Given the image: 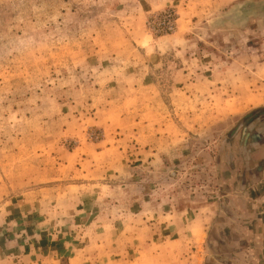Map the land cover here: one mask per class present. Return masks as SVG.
I'll return each mask as SVG.
<instances>
[{"label": "rangeland", "instance_id": "obj_1", "mask_svg": "<svg viewBox=\"0 0 264 264\" xmlns=\"http://www.w3.org/2000/svg\"><path fill=\"white\" fill-rule=\"evenodd\" d=\"M254 120L264 0H0V264L79 209L107 264H264Z\"/></svg>", "mask_w": 264, "mask_h": 264}, {"label": "crops", "instance_id": "obj_2", "mask_svg": "<svg viewBox=\"0 0 264 264\" xmlns=\"http://www.w3.org/2000/svg\"><path fill=\"white\" fill-rule=\"evenodd\" d=\"M257 121L258 120H254L249 125L253 124L254 126ZM254 127V130L251 131L252 133H247L246 136L245 134L243 135L244 150L247 152V158L249 159L248 161L251 164L252 169L254 171L258 170L257 175L264 176V162L260 163L259 165H254L255 167L252 165L255 160H260L259 158H261L262 161L264 160V125L262 128H258V125ZM110 164L111 163L108 162L109 166H107V169H110ZM82 185L83 184L76 186L79 188ZM62 195L65 194H57L59 198H61L60 196ZM78 197L79 196L70 197L69 199L74 200L77 198V200H80ZM83 212L87 213L85 215L86 217H95V215L91 214V211L89 212V209H79L77 210V216H79L78 219L72 218L71 215H63L66 216L65 219H63V217L57 214L55 210L53 215L55 219H53V222L50 221L51 225L47 226L46 229L48 234H51V237L41 235L39 241L32 242L33 244L27 245L28 249H25L24 253L20 254L25 263L107 264V256H109L107 249H111L110 247L112 243L110 244L109 240L104 237L103 230L100 228V226H97L95 230L92 229L93 226H96L95 221L92 220L94 218H90L91 220L89 221L88 219H85V217H81L80 214ZM40 219L41 218H39V220ZM87 222V226H84V224ZM57 227H59V229H56ZM90 227L91 235L88 238L83 237L85 236V233H83L82 236H79V233L82 232V230L89 229ZM60 231L62 232L60 233ZM134 231L132 232L134 233ZM123 235L127 237L125 233ZM134 238H136V236H134ZM114 260L111 261V263H114Z\"/></svg>", "mask_w": 264, "mask_h": 264}, {"label": "built area", "instance_id": "obj_3", "mask_svg": "<svg viewBox=\"0 0 264 264\" xmlns=\"http://www.w3.org/2000/svg\"><path fill=\"white\" fill-rule=\"evenodd\" d=\"M162 24L165 30H172L174 27V18L172 17V14L165 15V19L162 21Z\"/></svg>", "mask_w": 264, "mask_h": 264}]
</instances>
